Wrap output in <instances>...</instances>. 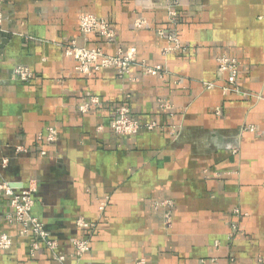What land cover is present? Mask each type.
<instances>
[{
  "label": "crops",
  "instance_id": "obj_1",
  "mask_svg": "<svg viewBox=\"0 0 264 264\" xmlns=\"http://www.w3.org/2000/svg\"><path fill=\"white\" fill-rule=\"evenodd\" d=\"M172 1L1 0L0 185L36 187L33 215L56 248L11 222L2 194L0 264H264V0H181L175 21ZM83 15L114 40L82 32ZM73 45L131 53V71L82 74ZM223 57L239 63L240 93ZM121 106L138 133L113 130Z\"/></svg>",
  "mask_w": 264,
  "mask_h": 264
},
{
  "label": "built area",
  "instance_id": "obj_2",
  "mask_svg": "<svg viewBox=\"0 0 264 264\" xmlns=\"http://www.w3.org/2000/svg\"><path fill=\"white\" fill-rule=\"evenodd\" d=\"M181 0H173L168 5V10L170 18L175 21L178 19L179 13L177 8L180 6ZM1 6V0H0ZM2 23V14L0 11V31ZM141 23H138L140 26ZM80 28L84 33H90L93 31H99L101 36L105 38L108 42H112L115 37V33L109 24L102 18H98L93 15H83L80 19ZM67 55L73 56L78 61L77 71L91 76L93 72L99 71L103 68H115L118 71L119 77L123 78L130 73L133 64V55L129 53L128 55H123V50H118L115 55H108L100 48H77L74 45L66 51ZM239 63L235 59L223 57L219 60V73L229 74L228 82L231 86V91L235 93H240V87L237 84ZM145 72L148 74L156 75L158 71L153 68H145ZM14 77L21 80L22 82H30L33 79V74L22 66L15 68ZM100 103L99 98L91 97L90 102L82 106L80 109L82 112H86L91 106H96ZM111 126L113 130L123 136L136 134L143 127L140 123L132 116L129 107L121 106L114 110ZM148 129L154 127V124H148ZM254 131L253 128L249 129ZM41 139V137H40ZM57 140V133L54 129L49 130L48 141L54 142ZM18 152L22 149L18 148ZM45 154V152H42ZM6 163V162H4ZM36 192V187L34 185L23 189L20 193L15 192L14 188L8 183L0 185V195L5 194L11 198V206L14 209L12 216H9L11 222H16L20 224L23 228V232L28 234L32 232L36 236L40 237L42 240L46 241L48 247L51 250L56 248V243L54 241L48 240V236L44 230V225L39 222V220L33 215V208L35 206L34 193ZM172 207L170 201L164 203H158L156 206L165 205ZM106 207V202L100 205V210L103 211ZM165 221L167 224L172 222L171 211L165 214ZM78 225L82 228H89L92 225L88 224L83 220L78 221ZM11 246V239L3 235L0 238V248L7 249ZM75 248L78 256H82L89 250L88 242L86 241H76Z\"/></svg>",
  "mask_w": 264,
  "mask_h": 264
},
{
  "label": "rangeland",
  "instance_id": "obj_3",
  "mask_svg": "<svg viewBox=\"0 0 264 264\" xmlns=\"http://www.w3.org/2000/svg\"><path fill=\"white\" fill-rule=\"evenodd\" d=\"M155 207H157V206H155ZM167 223H168V222H167ZM167 223H166V221H165V224H166L167 226H170L171 222H169V224H167Z\"/></svg>",
  "mask_w": 264,
  "mask_h": 264
}]
</instances>
